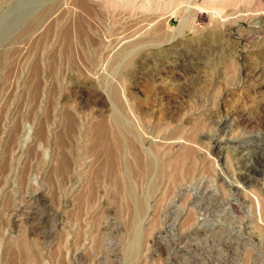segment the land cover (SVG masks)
I'll return each mask as SVG.
<instances>
[{"label":"rangeland","instance_id":"374dc122","mask_svg":"<svg viewBox=\"0 0 264 264\" xmlns=\"http://www.w3.org/2000/svg\"><path fill=\"white\" fill-rule=\"evenodd\" d=\"M0 264H264V0H0Z\"/></svg>","mask_w":264,"mask_h":264},{"label":"bare ground","instance_id":"6f19581e","mask_svg":"<svg viewBox=\"0 0 264 264\" xmlns=\"http://www.w3.org/2000/svg\"><path fill=\"white\" fill-rule=\"evenodd\" d=\"M184 19V18H183ZM183 19H181L180 20V22L178 23V27L181 25V24H183L184 23V21L185 20H183ZM195 28V27H194ZM213 34V33H212ZM214 36V35H213ZM216 36V35H215ZM207 37H210V36H207ZM213 38V37H212ZM215 42V41H220V38H218V36L217 37H214L213 39H212V41L211 42ZM209 43V42H208ZM213 44V43H212ZM215 44L216 45H218L217 44V42H215ZM222 44V43H221ZM221 44H219L218 46H217V48H216V50H213V51H211V52H207V54H206V58L209 60V62L210 63H212V65H214V63L215 62H218L220 59L221 60H223V59H225V58H227L226 56H228V50H227V48H225L224 46H223V44L221 45ZM129 44H128V42H127V44L126 45H124V47L123 48H125V47H127ZM209 46V45H208ZM210 50V49H209ZM214 51L216 52L215 53V55L216 56H214L213 57V53H214ZM213 52V53H212ZM229 57V56H228ZM229 59V58H228ZM130 62H131V60H129ZM233 66V65H232ZM234 68V67H233ZM234 70V69H233ZM214 73V72H213ZM212 73V74H213ZM211 75V74H210ZM212 76V75H211ZM194 81V80H193ZM197 81V80H196ZM209 82V81H208ZM192 86L194 87L195 86V84L194 83H192ZM191 86V87H192ZM192 87V88H193ZM199 90H200V88H199ZM195 92H197L198 93V91H195ZM140 144H141V141H140ZM244 168H246L247 166H246V163L244 162ZM257 166V165H256ZM249 174V173H248ZM235 192H236V194L238 193V191H239V189L238 188H236V190H234ZM238 195V194H237ZM236 196V195H235ZM236 198H237V196H236ZM239 198H237V200H238Z\"/></svg>","mask_w":264,"mask_h":264}]
</instances>
